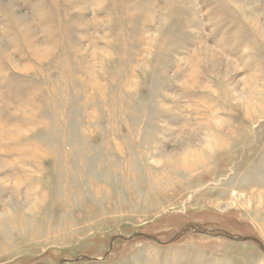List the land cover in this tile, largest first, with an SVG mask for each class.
<instances>
[{
    "label": "rangeland",
    "instance_id": "374dc122",
    "mask_svg": "<svg viewBox=\"0 0 264 264\" xmlns=\"http://www.w3.org/2000/svg\"><path fill=\"white\" fill-rule=\"evenodd\" d=\"M0 264H264V0H0Z\"/></svg>",
    "mask_w": 264,
    "mask_h": 264
},
{
    "label": "bare ground",
    "instance_id": "6f19581e",
    "mask_svg": "<svg viewBox=\"0 0 264 264\" xmlns=\"http://www.w3.org/2000/svg\"><path fill=\"white\" fill-rule=\"evenodd\" d=\"M191 155H193V154H191ZM191 155H190V156H191ZM191 158H192V157H191Z\"/></svg>",
    "mask_w": 264,
    "mask_h": 264
}]
</instances>
